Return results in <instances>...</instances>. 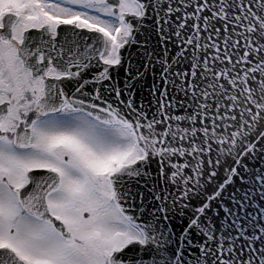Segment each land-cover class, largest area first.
I'll use <instances>...</instances> for the list:
<instances>
[{"label":"snow or ice","instance_id":"1","mask_svg":"<svg viewBox=\"0 0 264 264\" xmlns=\"http://www.w3.org/2000/svg\"><path fill=\"white\" fill-rule=\"evenodd\" d=\"M0 264H264V0H0Z\"/></svg>","mask_w":264,"mask_h":264}]
</instances>
